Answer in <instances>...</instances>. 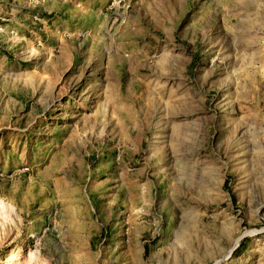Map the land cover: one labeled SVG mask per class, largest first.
<instances>
[{"label": "rangeland", "instance_id": "obj_1", "mask_svg": "<svg viewBox=\"0 0 264 264\" xmlns=\"http://www.w3.org/2000/svg\"><path fill=\"white\" fill-rule=\"evenodd\" d=\"M0 264H264V0H0Z\"/></svg>", "mask_w": 264, "mask_h": 264}, {"label": "bare ground", "instance_id": "obj_2", "mask_svg": "<svg viewBox=\"0 0 264 264\" xmlns=\"http://www.w3.org/2000/svg\"><path fill=\"white\" fill-rule=\"evenodd\" d=\"M13 260V259H12ZM14 262H16V261H14Z\"/></svg>", "mask_w": 264, "mask_h": 264}]
</instances>
